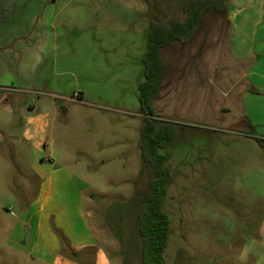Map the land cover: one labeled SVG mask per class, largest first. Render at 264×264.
I'll return each mask as SVG.
<instances>
[{"label": "rangeland", "instance_id": "374dc122", "mask_svg": "<svg viewBox=\"0 0 264 264\" xmlns=\"http://www.w3.org/2000/svg\"><path fill=\"white\" fill-rule=\"evenodd\" d=\"M176 1L0 0V88L14 89L25 109L40 97L53 100L59 120L83 131L91 127L87 118L93 106L118 111L108 118L116 129L124 128L127 149L128 139L131 145L141 141L145 12H169ZM28 29L24 40L14 37ZM32 33L45 36L50 45L33 74L25 70L26 78L14 51ZM75 93L88 105L72 101ZM179 123L176 139L163 151H172L167 166L174 178L164 205L171 220L166 264H264V148L257 142L264 138L253 137L247 124ZM15 132L18 136L20 129ZM82 137L81 149L86 146ZM17 140L0 144V203L20 216L37 190L36 179L24 176L34 156L47 157L49 149L28 151ZM144 163L133 151L108 165L83 162L93 166V190L115 194L95 195L87 202L89 221L113 264H144L143 238L131 214H137L133 199L143 198L155 177ZM88 257L78 260L90 264Z\"/></svg>", "mask_w": 264, "mask_h": 264}, {"label": "crops", "instance_id": "0c3cea01", "mask_svg": "<svg viewBox=\"0 0 264 264\" xmlns=\"http://www.w3.org/2000/svg\"><path fill=\"white\" fill-rule=\"evenodd\" d=\"M178 2L166 13L165 6L161 12H145L147 44L152 22L169 21ZM28 31L20 30L14 37L24 40ZM45 41V36L32 33L31 40L16 46L15 63L26 78V71L32 75L40 65L42 53L50 45ZM161 57L166 69L155 105L157 115L175 122L247 124L253 137L264 138V0H229L225 12L207 11L193 38L187 43L174 41L161 50ZM15 93L0 88V144L17 137V145L24 149L42 154L49 149V154L35 155L31 171L24 176L37 181L35 198L22 205L24 212L15 215L12 206L0 203V264H85L78 259L88 255L90 264H113L89 221L87 202L95 195L115 194L100 188L94 191L89 180L93 166L83 162L108 165L121 161L130 151L143 161L141 141L131 145L128 139L127 149L124 147V128L116 129L108 118L110 112H120L108 107L93 106L87 119L94 128L83 131L59 120L53 100L40 97L25 109ZM80 97L77 103L88 105L82 94ZM69 111L63 108L64 114ZM82 135L86 146L81 149ZM15 168L18 171L19 166ZM142 199H133L135 221ZM57 231L67 238L76 257L63 253Z\"/></svg>", "mask_w": 264, "mask_h": 264}, {"label": "trees", "instance_id": "16d2710c", "mask_svg": "<svg viewBox=\"0 0 264 264\" xmlns=\"http://www.w3.org/2000/svg\"><path fill=\"white\" fill-rule=\"evenodd\" d=\"M229 0H179L175 15L169 21H154L149 33V44L143 58L145 81L139 86V101L144 118L141 126V153L143 161L154 171L149 190L141 201L138 214L139 234L143 238L142 258L144 264H166L164 253L169 244L171 220L164 211L168 190L174 181L167 162L172 151L167 150L183 126L155 111L161 95L166 65L161 50L174 41L189 42L201 28L207 11L223 13ZM151 114V118H149ZM264 148V140L257 139ZM63 253L76 257L67 238L59 231Z\"/></svg>", "mask_w": 264, "mask_h": 264}, {"label": "built area", "instance_id": "2783aa9c", "mask_svg": "<svg viewBox=\"0 0 264 264\" xmlns=\"http://www.w3.org/2000/svg\"><path fill=\"white\" fill-rule=\"evenodd\" d=\"M74 102H81L80 93H75V95L71 98Z\"/></svg>", "mask_w": 264, "mask_h": 264}, {"label": "water", "instance_id": "95a60500", "mask_svg": "<svg viewBox=\"0 0 264 264\" xmlns=\"http://www.w3.org/2000/svg\"><path fill=\"white\" fill-rule=\"evenodd\" d=\"M149 118H151V114H149Z\"/></svg>", "mask_w": 264, "mask_h": 264}]
</instances>
